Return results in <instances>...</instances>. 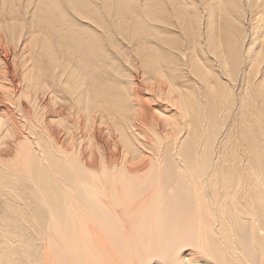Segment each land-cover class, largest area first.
Masks as SVG:
<instances>
[{
    "label": "bare ground",
    "instance_id": "obj_1",
    "mask_svg": "<svg viewBox=\"0 0 264 264\" xmlns=\"http://www.w3.org/2000/svg\"><path fill=\"white\" fill-rule=\"evenodd\" d=\"M0 264H264V0H0Z\"/></svg>",
    "mask_w": 264,
    "mask_h": 264
},
{
    "label": "rangeland",
    "instance_id": "obj_2",
    "mask_svg": "<svg viewBox=\"0 0 264 264\" xmlns=\"http://www.w3.org/2000/svg\"><path fill=\"white\" fill-rule=\"evenodd\" d=\"M149 132V131H148ZM149 138V136H147Z\"/></svg>",
    "mask_w": 264,
    "mask_h": 264
}]
</instances>
